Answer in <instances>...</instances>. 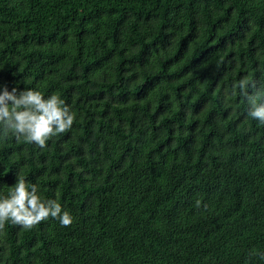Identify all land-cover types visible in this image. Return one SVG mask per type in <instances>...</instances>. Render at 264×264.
<instances>
[{
  "label": "trees",
  "instance_id": "16d2710c",
  "mask_svg": "<svg viewBox=\"0 0 264 264\" xmlns=\"http://www.w3.org/2000/svg\"><path fill=\"white\" fill-rule=\"evenodd\" d=\"M0 84L76 115L0 139V195L24 176L74 218L9 223L0 264H264V0H0Z\"/></svg>",
  "mask_w": 264,
  "mask_h": 264
},
{
  "label": "clouds",
  "instance_id": "9594fccd",
  "mask_svg": "<svg viewBox=\"0 0 264 264\" xmlns=\"http://www.w3.org/2000/svg\"><path fill=\"white\" fill-rule=\"evenodd\" d=\"M249 87L241 81L239 88ZM247 116L264 125V93L245 96ZM75 113L58 94L45 95L35 88L0 84V139L12 137L20 143L46 148L48 142L72 129ZM58 220L62 227L73 223L72 214L56 198H45L36 183L18 176L6 195H0V231L6 225L31 230L48 219Z\"/></svg>",
  "mask_w": 264,
  "mask_h": 264
}]
</instances>
